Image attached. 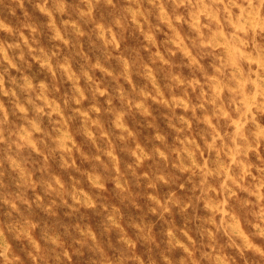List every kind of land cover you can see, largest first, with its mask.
Here are the masks:
<instances>
[{
  "label": "clouds",
  "instance_id": "clouds-1",
  "mask_svg": "<svg viewBox=\"0 0 264 264\" xmlns=\"http://www.w3.org/2000/svg\"><path fill=\"white\" fill-rule=\"evenodd\" d=\"M0 264H264V0H0Z\"/></svg>",
  "mask_w": 264,
  "mask_h": 264
}]
</instances>
